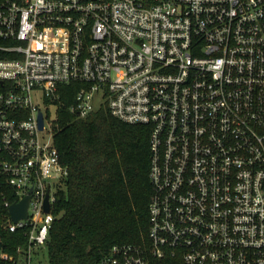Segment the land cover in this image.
I'll return each mask as SVG.
<instances>
[{
  "label": "built area",
  "instance_id": "obj_1",
  "mask_svg": "<svg viewBox=\"0 0 264 264\" xmlns=\"http://www.w3.org/2000/svg\"><path fill=\"white\" fill-rule=\"evenodd\" d=\"M0 53L3 228L24 238L1 258L48 257L58 110L108 105L150 129L149 226L96 264H264V0H0Z\"/></svg>",
  "mask_w": 264,
  "mask_h": 264
},
{
  "label": "trees",
  "instance_id": "obj_2",
  "mask_svg": "<svg viewBox=\"0 0 264 264\" xmlns=\"http://www.w3.org/2000/svg\"><path fill=\"white\" fill-rule=\"evenodd\" d=\"M77 88L60 85L67 105ZM51 126L68 174L56 193L46 245L49 263L96 264L115 244L146 241L150 129L123 122L108 105L85 118L64 107ZM7 216L0 196V253L15 255L24 238L21 231L3 228ZM0 264L16 263L0 257Z\"/></svg>",
  "mask_w": 264,
  "mask_h": 264
},
{
  "label": "water",
  "instance_id": "obj_3",
  "mask_svg": "<svg viewBox=\"0 0 264 264\" xmlns=\"http://www.w3.org/2000/svg\"><path fill=\"white\" fill-rule=\"evenodd\" d=\"M43 115L40 112L39 113V127L40 129L43 128ZM29 196H26L23 200L19 201V202H14L10 205L9 207V213L10 216L12 218L13 221H17L20 218H26L28 215L27 212V208H28V204H29ZM45 210L48 212L50 210V205H49V201H48V193L46 195V199H45Z\"/></svg>",
  "mask_w": 264,
  "mask_h": 264
},
{
  "label": "rangeland",
  "instance_id": "obj_4",
  "mask_svg": "<svg viewBox=\"0 0 264 264\" xmlns=\"http://www.w3.org/2000/svg\"><path fill=\"white\" fill-rule=\"evenodd\" d=\"M55 115H56V113H55L54 109L51 108V113L49 115V118L50 119H54L55 118ZM62 184L63 183H60V187H62ZM42 264H50L47 256L44 257V259L42 261Z\"/></svg>",
  "mask_w": 264,
  "mask_h": 264
}]
</instances>
